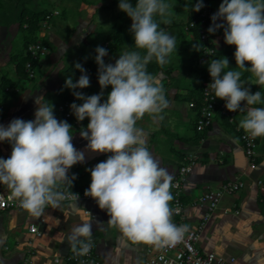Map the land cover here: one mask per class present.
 <instances>
[{"label":"clouds","instance_id":"obj_1","mask_svg":"<svg viewBox=\"0 0 264 264\" xmlns=\"http://www.w3.org/2000/svg\"><path fill=\"white\" fill-rule=\"evenodd\" d=\"M203 7V0H195L191 10L199 12ZM118 8L132 21L129 31L135 50L124 51L114 63H105L108 50L97 46L94 59L101 92L85 96L73 91L82 103L70 105L77 121L88 118L86 127L79 131L88 142L87 148L109 154L86 169L90 184L85 195L106 211L108 223L129 240L175 244L187 225L178 226L172 221L173 178L151 154L145 133L137 126L146 114L154 120L163 119L159 114L169 103L162 83L147 71V66L153 59L159 65L168 63V57L177 50L175 37L154 19L158 14L162 23L170 24L166 17L172 15L173 5L164 0H136L133 6L130 0H118ZM210 19L213 23L208 33L223 29L224 42L235 46L233 56L239 70L231 69L223 56L207 61L211 83L206 89L214 93V98L225 101L227 110L246 113L239 121L246 134L264 137V107L254 106L264 103V97L261 91L250 92L241 82L242 71H250L255 84L264 87V0H221ZM73 67L81 75L75 82L72 75L67 76L64 87H89L86 69L79 62ZM108 86L111 91L101 102L103 89ZM34 103V119L14 118L7 126L0 124V142L11 144L9 157H0V184L7 186L30 215L40 217L49 206L58 207L65 198L58 188L72 186L76 175L69 177V169L84 162V153L72 143V125L54 115V105L43 96L35 97ZM73 199L77 201L78 194ZM92 224V220L85 219L66 237L77 255L91 249Z\"/></svg>","mask_w":264,"mask_h":264},{"label":"crops","instance_id":"obj_2","mask_svg":"<svg viewBox=\"0 0 264 264\" xmlns=\"http://www.w3.org/2000/svg\"><path fill=\"white\" fill-rule=\"evenodd\" d=\"M220 3L221 0L213 1L210 18L217 12ZM210 23H213L211 19ZM216 23L221 21L217 20ZM170 24H160V27L169 28L167 33L175 37L177 50L168 57V63L159 65L153 59L147 66V71L162 83L169 103L159 114L163 119L154 120L146 114L137 122V126L143 129L151 154L172 178L184 157L195 154L182 186V200L185 202L183 213L187 225L195 227L201 218L203 207L192 204V201L203 191L215 189L227 180L243 181L238 190L222 195L199 232L198 244L202 251H212L227 259V264H264V189L258 183L259 179L264 183V137H257L255 159L251 165L239 137V131L243 130L239 127V121L246 113L235 112L233 119L228 120L216 110L208 128L202 132L195 130L197 106H189L188 102H195L199 95L201 78L197 71L202 68L194 61L198 52L197 40L192 30L182 27L181 23L171 21ZM6 27L0 25L5 30L0 35L3 38L0 46L8 41L9 34L14 35L16 31L13 23L8 32ZM57 37L53 36L54 45L59 43ZM212 37L217 51L216 59L226 57L230 68L239 70L235 67L232 52L227 50L230 45L224 42L223 29H217ZM108 45L107 42L104 48ZM219 50L226 52L219 56ZM120 54L108 50L104 57L105 63H114ZM4 55L0 54V124L4 126L14 118L34 119V99L37 96H43L54 105L55 95L64 87L65 75L75 63L70 58L71 63L65 66L60 53L52 51L44 64L40 60L35 63L33 76L36 81H31L17 64L23 53H15L11 62H7ZM89 68L87 75L90 86L82 91L85 96L101 92L98 66L91 62ZM241 82L250 92L261 91L264 97V87L255 84V77L250 71H242ZM110 91L111 86L103 89L101 102ZM80 103L82 101L77 99L76 104ZM243 105L244 102H241ZM254 106L264 107V103ZM79 122L80 127L72 126V143L84 153V162L69 169V177L75 174L76 179L72 186L61 185L69 189L88 188L90 172L86 169L94 167L97 160L103 161L109 155L87 148L88 142L80 137L79 131L86 127L88 118ZM9 153L11 144L0 142V157L5 158ZM3 190L10 191L6 185ZM85 208L92 215L84 213ZM85 219L93 221L92 236L99 255L96 264H137L142 259L145 248L143 242L129 240L110 225L106 211L101 210L95 200H77L63 202L55 208L49 206L40 217L30 215L24 208L0 210V264H21L23 260H28L29 264H71L62 260V256L71 249L66 237L75 225L83 223ZM29 224L37 227L38 234L28 231Z\"/></svg>","mask_w":264,"mask_h":264},{"label":"built area","instance_id":"obj_3","mask_svg":"<svg viewBox=\"0 0 264 264\" xmlns=\"http://www.w3.org/2000/svg\"><path fill=\"white\" fill-rule=\"evenodd\" d=\"M204 7L199 11H194L192 18L186 25L187 29L195 30L196 40L199 44L198 52L196 55V63L202 68V78L199 84L200 101L197 106V116L194 128L197 132H202L208 128L216 111L220 115L225 116L228 120H232L235 112L229 111L225 108V102L214 98V93L210 89H206L208 84L211 83V77L208 72L207 61L216 59V47L213 41L212 34L208 33L207 29L211 26L210 12L211 0H203ZM26 26V24H23ZM102 47L106 46V42L101 43ZM46 46L44 42L37 38L26 44L24 48V56L26 60L24 63V71L28 77L34 75V64L45 54ZM74 82L76 80H73ZM83 89V88H82ZM82 89H71V93L67 97L62 98L55 106L54 115L58 120H66L74 127H80V122L76 120L73 115L70 105L77 101L73 95V91L82 92ZM257 91V90H256ZM59 93V90L57 91ZM56 93V94H57ZM207 93V94H206ZM189 106H194V101L188 102ZM239 137L242 143L243 152L250 164L253 165L255 158V147L257 138H252L243 130L239 131ZM10 153L5 157L8 158ZM195 154H187L184 157L175 172L172 179L171 193L173 200L170 202L172 214L174 216L173 223L178 226L187 225L184 220V206L185 202L182 200V186L190 170V165L195 159ZM102 160H97L101 162ZM260 187L264 189V183L259 179ZM243 181L227 180L218 185L217 188H208L203 191L192 204H198L203 207V213L200 220L195 227L187 225V231L182 235V238L175 244H145L142 259L137 264H227V259L212 251H202L198 244V236L201 228L204 226L205 221L210 213L217 207L223 194H231L242 187ZM4 184H0V210L22 209L18 199L12 197L10 191L3 190ZM85 189H69L65 186H60L59 191L64 193V199L59 204L68 201H75L73 196L78 194V200H94L93 198L85 195ZM84 213L92 215L88 209H83ZM28 231L33 234H38L37 227L34 224H29ZM84 240L83 237H80ZM91 249L85 255H77L70 249L62 256L64 262L71 264H96L99 261V255L95 250V238L91 236ZM79 248V245H77ZM233 258H230L232 260ZM21 264H29L28 260H23Z\"/></svg>","mask_w":264,"mask_h":264},{"label":"rangeland","instance_id":"obj_4","mask_svg":"<svg viewBox=\"0 0 264 264\" xmlns=\"http://www.w3.org/2000/svg\"><path fill=\"white\" fill-rule=\"evenodd\" d=\"M213 1L211 0V4ZM164 2L173 5L172 15L166 18H170L173 23H181L185 28L194 13L191 7L195 0H164ZM135 3L136 0H133V6ZM23 12L29 17V22H23L27 23V26L29 23L28 27L21 25L19 21ZM173 17L178 21L175 22ZM154 19L159 24H164L163 18L158 14ZM11 23L15 24L16 31L14 35L9 34L8 41L0 46V54L5 53L3 57L7 62L13 61L15 53L24 52V45L29 36L44 42L46 52L40 58V63L43 64L52 51L60 53V59L65 66L71 63L70 58L81 65H85L88 58L95 63L94 50L104 42L109 44L107 50H114L117 54L124 50H135L132 33L129 31L132 21L126 13L119 10L118 0H0V25H7L8 32ZM164 30L168 32L169 28ZM4 32V28H0V35ZM54 35L58 36L59 43L56 45L52 43ZM194 39H196L195 35ZM227 50L233 54L235 46L230 45ZM225 52L226 50H219L218 55ZM88 67L89 65L85 68L87 74L90 70ZM73 68L72 65L70 73L65 75L64 83L67 76H76ZM26 78L36 81L35 76Z\"/></svg>","mask_w":264,"mask_h":264},{"label":"trees","instance_id":"obj_5","mask_svg":"<svg viewBox=\"0 0 264 264\" xmlns=\"http://www.w3.org/2000/svg\"><path fill=\"white\" fill-rule=\"evenodd\" d=\"M82 1H84V0H82ZM130 2L133 4V0H130ZM123 12V11H122ZM38 16L36 15L35 16V18H37ZM28 18L29 17H27V13H25V12H23L22 14H21V16H20V18H19V21H20V23H21V25H23V24H26V26H27V23H23L24 21H27V22H29V20H28ZM192 18V17H191ZM190 18V19H191ZM31 23V22H30ZM28 26H29V23H28ZM27 26V27H28ZM192 32L194 33V35L196 36V34H195V30L193 29L192 30ZM37 38H34V37H32V36H29V38L26 40V42H25V45L24 46H26V44L27 43H29V42H31V41H34V40H36ZM197 48H199V44L197 43ZM217 52V51H216ZM215 52V53H216ZM26 56H22V58H18L19 60L17 61V64H19L18 66L20 67V69L22 70H24V63H25V60H26ZM194 61H195V63H196V58L194 59ZM90 63H91V59L90 58H88L87 60H86V64L84 65H82L83 66V68L85 69L88 65H90ZM34 66H35V64H34ZM89 68V67H88ZM71 69V68H70ZM74 70H73V72L75 71V74H76V76L74 75V77L72 76V79L73 80H77L78 78H79V76L81 75V72L79 71V70H77V69H75V68H73ZM23 70H22V72H23ZM24 74L26 73L25 71L23 72ZM68 73H70V72H68ZM197 73H198V75H200V78H202V69H198V71H197ZM82 91H83V89H82ZM69 93H71V89H68L67 87H62L61 89H59V93H57L56 95H55V101H54V111H55V106H56V104L62 99V98H65V97H67L68 96V94ZM199 101H200V96L198 95V97H197V99L195 100V102H194V104L196 105V106H198V104H199ZM216 110H218L217 108H216ZM225 117V116H224ZM255 159V158H254Z\"/></svg>","mask_w":264,"mask_h":264}]
</instances>
